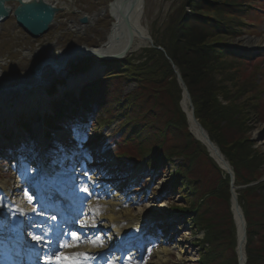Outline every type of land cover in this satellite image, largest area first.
I'll return each instance as SVG.
<instances>
[{
    "label": "trees",
    "instance_id": "1",
    "mask_svg": "<svg viewBox=\"0 0 264 264\" xmlns=\"http://www.w3.org/2000/svg\"><path fill=\"white\" fill-rule=\"evenodd\" d=\"M254 1L184 0L159 37L153 36L154 46L162 47L164 53L149 47L125 60L104 62V76L85 87L81 96L84 109L97 106L101 110L93 124L96 139H103L101 129L107 124L118 121V129L103 139L114 146L117 158L150 168L174 157L184 160L173 179L178 178L177 193L187 196L190 207L173 209L193 216L192 226L204 233L198 241L197 264H238L236 225L229 176L188 131L180 109L182 89L172 65L192 99L196 120L229 162L235 186L259 182L262 156L251 148L248 137L243 138L249 129L248 116L258 106L248 96L256 85L242 81L246 66L254 64L232 42L242 35L241 26H249L242 17L256 12ZM88 68L85 62L78 70ZM253 68L260 69L258 65ZM130 83L136 91L121 99L122 86ZM53 105L55 115L68 116L66 104ZM21 124L30 130L29 123ZM236 193L246 225L245 264H264V184Z\"/></svg>",
    "mask_w": 264,
    "mask_h": 264
},
{
    "label": "rangeland",
    "instance_id": "2",
    "mask_svg": "<svg viewBox=\"0 0 264 264\" xmlns=\"http://www.w3.org/2000/svg\"><path fill=\"white\" fill-rule=\"evenodd\" d=\"M49 1L57 4V7L68 8L69 10L66 9L59 13L56 17V25L53 26L46 35L39 38L27 35L18 27L17 22L13 18L7 19L6 22L0 26V60L6 61L7 64V66L3 68V75H5V77L15 79L30 75L31 68L34 67L40 59L48 57L47 55H50V53L59 55V53L66 49H71L73 46L85 45L92 48L95 45L103 43V38L109 30L110 20L108 17L102 16V18H98L93 22L92 25H86L85 30L81 33L72 28L73 25H71V22L74 21L77 23L82 14L91 17V15L100 13L102 9L108 7L107 5L111 3L112 0ZM253 4L258 12L242 17V21L249 24V26H241L240 31L242 35L234 38L232 42L238 46V49L242 53L246 52L252 54L254 57H252L251 63L258 65L260 68L257 71L253 68L254 65L246 66L243 72L244 76L242 77V81L246 80L249 85L252 83L256 85V89L248 96L253 100V104H257L258 106L256 111H252V114L248 116L246 126L249 129L246 131V134L242 136L243 138L248 137L252 143L251 148L262 156L258 169L261 171L259 183L264 184V0H255ZM143 5L144 10L141 25L147 29L149 36L153 39V36L154 38L159 37L160 32L164 30L165 24L170 16L182 5L184 6V0H144ZM73 10H78L79 14L71 13ZM34 54L36 55L34 56ZM85 62H88L90 67L94 66V60H88L87 58L83 59L81 62L72 64V72L70 75L63 80L55 82L52 88L46 90L44 97L46 98L47 107L44 109L42 108V110L37 106L27 108L29 109V114L27 115L32 117V120L30 119V126L33 128V131L31 134L25 133L26 137L29 135L33 137V135H35L37 140H40V137L45 131L44 127H42L43 124L40 122V118L44 114L46 116L50 114L53 106L52 99H59L60 101L64 99L63 101H65L67 97L66 94L72 93L73 97L69 99L70 101L74 100L76 97L82 96L85 87L87 88V86L93 85L94 82L98 80L94 79V81H85L84 83L78 82L73 86L67 84L70 83L71 79L77 74H83L86 73V70H89L88 68L79 71L85 66ZM102 73L103 71L101 73H96V76L100 77ZM53 90L56 91L52 94ZM121 91V99H124L127 95L136 91V85L132 83L124 84ZM11 95L13 98H17L14 93L10 95L6 94L5 96L0 95V102L4 104L8 103L7 105H9L10 102L13 101ZM220 101L222 104H228V102H224L222 99H220ZM25 110L21 109L19 111H14L10 114V117L15 119L14 122L17 123L21 116L23 117L21 114H24L23 112H25ZM91 114L92 121H94L102 113L100 108L95 106L92 107ZM4 117L5 116L0 113V121L4 120ZM6 117L8 118L7 122L11 123L12 118L10 119L9 116ZM89 119L90 117L87 118L88 124L90 122ZM23 120H25V118H22V121ZM81 120L82 118H78L77 123H80ZM117 122L118 121L115 119L112 120L110 122L111 126L107 124L101 129V133L107 138L110 137V134L118 129ZM16 123L15 126H17ZM88 124H85L86 130L79 129L78 132L76 131L77 136L65 138V141H71L72 139L74 147L70 156L72 163L66 165V167L59 168L56 161H54L55 158H49L46 154L42 155L39 152L31 154L32 164H28L27 162L20 164L14 161H9L8 163L0 156V215L4 218V222L0 221V261L8 259L14 262V258L10 252V250H13V246L8 245L7 241L13 232L15 233L17 231L21 233L18 231V222L22 224L23 217H25L26 214L32 215L34 209L26 205V198L30 195L28 187L30 183H32L31 179L37 178L41 180L44 177V175L40 173L42 171V166H46L54 171H60L64 177H72L75 180L69 187V190L75 195L76 199L85 200L84 202L82 200L83 207L80 209V220H87L92 214L107 216L105 212H98L101 207L96 210L91 203L93 202V204L100 205L107 202L110 199L104 195L110 193L111 190H113L111 193H114L113 188L120 190L122 184L127 186L128 188L126 187L127 189L124 192L117 193L124 199V207L128 205L131 209V214L141 216L144 213L145 217L150 219L149 222L154 220L161 222L169 220V218L176 220L173 229L169 233L166 234V231H158V239L161 242H167V249L171 252L170 257L166 258V261L161 264H197L199 260L198 253L201 249L199 248L198 241L203 238L204 233L203 231H196L192 226L193 216L182 221L173 211L175 207H179L183 211L190 207L187 196L177 193L174 183L179 182L178 178H175L176 180L173 179L174 174L183 164L184 160L174 157L168 162H159L158 164L161 168L157 171L154 169L152 172L149 171L145 164L137 168L134 167L133 164L129 165V163L123 159L114 162L111 157L115 155L114 146L111 145L110 147V145L107 146L102 142L96 141V136L91 128L92 126ZM8 131L10 134L14 135L12 130ZM68 133L69 132L65 133V135ZM18 136L21 137V135ZM21 141L22 138L19 139L14 146L17 147L18 144H22L23 141ZM24 142H28L24 148H28L30 151L32 148V141L25 139ZM90 144H97L94 148L95 151H92L95 155L89 153L91 152L89 151ZM66 146H68V144ZM65 148H60L58 153L64 151ZM82 153H85L86 160L82 159ZM74 156H76V158H74ZM54 157H57V154H55ZM42 160L43 163L41 162ZM93 165L104 166L94 171L90 167ZM24 169L30 170L25 176H23ZM116 182L118 183L116 184ZM248 186H251V184ZM81 187H86L87 191H81ZM7 195H9L10 201ZM92 195L96 197L91 198ZM4 208L8 209V213L5 211V213L2 214ZM121 208L122 205L116 207L118 210H121ZM32 220V216L28 217L23 223L24 227H22L25 237L29 239L34 236V230L40 228L37 224L32 225ZM79 223H81V221H79L75 227H82ZM29 226L30 228L34 227V230H29ZM101 227L100 223V225L98 224L94 228L90 227L86 229H93L96 233L94 239L96 240V238L99 237V242H101ZM156 228L157 226H155V229ZM80 243L81 247H83L84 242ZM102 246H105V242H102ZM102 246L99 247L101 248ZM146 250L147 253L145 252V256L140 261L136 259L133 260L130 256H126L129 261H126L125 264H160L155 258L156 252L159 251L158 244L152 243L147 246ZM106 264L112 263L107 261Z\"/></svg>",
    "mask_w": 264,
    "mask_h": 264
},
{
    "label": "bare ground",
    "instance_id": "3",
    "mask_svg": "<svg viewBox=\"0 0 264 264\" xmlns=\"http://www.w3.org/2000/svg\"><path fill=\"white\" fill-rule=\"evenodd\" d=\"M112 2H111L112 5H109L110 4L109 3L108 4L109 6L107 5L108 7L106 9H102L103 13L100 12L98 14L91 15V17L89 16L91 18L92 24L99 17H101L100 16L101 13L102 16L104 17L106 16L110 20L109 30L107 31V33L103 38L104 39L103 43L92 47V49L96 51L98 57H103V58L114 57V55L117 52H122L125 49L126 45L128 44V41L130 40V37H128L126 27L122 25V18L119 15V9L121 8L122 0H112ZM66 9L69 10L68 8ZM127 10L128 7L123 6L122 12L128 13ZM142 10H144V8ZM73 11L78 12V10H73ZM140 14H141V5L139 3L136 4L133 13L127 14V16H129L130 20L132 21L135 27L132 34L133 44L131 47L132 48L131 50H134V53L149 48L146 41V36H149V34L147 29L141 25ZM71 23H72L71 25H73L72 28H74L79 33L84 31L86 28V26L83 25L80 26L74 21H72ZM47 56H48L46 57L47 60H44L42 62V64L44 63L47 64L42 65L38 73L35 74L30 73V75L28 76H22L21 78H15V79L11 77L7 78L5 77V75H3V68L6 67L7 64L6 61L0 60V95L1 96H5L6 94L10 95L12 92L17 96V98H13L11 95L13 101L10 102L9 105H7L8 103L4 104L0 102V107H1L0 113H2L4 116L10 117V114L12 112L17 110L19 111L21 109H27L31 107L33 108L36 106L41 108V110L42 108L44 109L45 107H47L46 98L44 97V93L46 92V90L52 88L54 82L60 81L65 77H67L70 73L69 72L70 69L72 68V64L79 62L85 58H90L84 52H76L67 58H64L62 52L59 55H53L50 53V55ZM93 60L95 61H94V66L91 68L93 71L92 73L93 74L101 73L102 70H100L99 67L100 64L104 61L101 60L100 58H95V59L93 58ZM54 61L59 62L58 66L54 64ZM76 83H78L77 78L71 79L70 81L71 86H73ZM181 98H182V94H181ZM182 99H184L183 107L185 108V110H187V114H189V120H190L189 127L191 128L192 133L196 137L201 138L196 123L194 122V120H191V115H190L191 110H189L188 101L185 98ZM11 118L12 117H10V119ZM209 149L210 151H212L210 146ZM214 159H216L225 169L224 162H222L221 159L218 158L216 154ZM45 169H46L45 173L47 175V178L52 181V184H55L57 180H61V182H58L59 185H61L62 187H67V185L69 186L75 181L72 177H68V176L63 177L60 171H56V170L54 171L53 169H49V168H45ZM111 192H113V190H111L110 193H108L107 195H104L108 199H110L109 201L104 202L100 205H96L95 203L93 204V202L91 203V205H93L96 210L97 208L99 209L101 207L98 212L100 211L105 212L107 213V216L101 214L100 215L93 214V216L92 217L90 216L87 220H81V221L83 222L84 227L88 229L90 227L94 228L96 225L98 224L100 225L101 223L102 226L100 228L101 231L104 230L110 231L109 233L101 232V236L103 235L101 239L104 240V242H106L105 247L107 249H111L112 246L117 245L118 248L117 247L116 248L121 250L122 246H124L127 243L126 242L127 239L133 238V236H138V238L135 239H139V237H141L140 234L141 231L143 230L142 228L148 224L147 222H149L150 219L145 217L144 213L141 216L131 214L132 213L131 209L129 208L128 205L127 207H124V199H122L121 196L118 195L117 191H114V193ZM7 197L10 201L9 195H7ZM92 197L94 198L96 196L92 195L91 198ZM119 205L120 206L122 205L121 210L116 209V207ZM0 221L4 222V218L2 215H0ZM237 223L239 225V236L242 237L241 236L242 225L240 218H237ZM173 227L174 224L169 226V228L171 229H173ZM84 231H86V229ZM87 233L89 235L86 238V240L84 239L83 241L85 242L86 245L83 248V250L85 251L84 254L91 256L94 254L95 251L98 250L97 248L99 246V242L93 239V236H95L94 231L90 229V231L88 230ZM146 233L147 232H145L144 234ZM144 239H147V237L145 236ZM92 241H95V243H93ZM155 243L158 244V250H159L156 252L155 258L160 264L164 263L166 261V258H169L171 255L170 250L167 249L168 243L161 242L160 240L155 241ZM76 247L78 246L76 245L74 247H68V249L69 248L73 249ZM66 257L73 258V256L71 255ZM75 258L76 257H74V259Z\"/></svg>",
    "mask_w": 264,
    "mask_h": 264
},
{
    "label": "water",
    "instance_id": "4",
    "mask_svg": "<svg viewBox=\"0 0 264 264\" xmlns=\"http://www.w3.org/2000/svg\"><path fill=\"white\" fill-rule=\"evenodd\" d=\"M113 3V2H112ZM139 3L141 5V14H140V20H142V14H143V8H144V0H122L121 8L119 9V15L122 18V25L126 27L128 37H130V40L128 41V44L126 45L125 49L122 52H117L114 57H98L96 51L90 47H87L85 45L82 46H73L71 49H66L62 53L64 55V58H67L71 56L72 54L76 52H84L88 57L90 58H100L103 61H115V60H123L125 57L128 55L134 53V50H131L132 48V34L135 29L134 24L130 20L129 16L127 14L133 13L136 4ZM109 5H112L111 3ZM108 5V6H109ZM123 6L128 7L127 12L128 13H123L122 8ZM112 7V6H111ZM110 7V8H111ZM66 8L63 7H57V4L50 2L49 0H0V26L6 22L7 19L13 18L16 22L18 27L22 29L27 35H30L34 38H39L44 35H46L49 30L56 25L57 19L56 17L59 15V13L65 11ZM102 12V11H101ZM73 14L79 12L73 11L71 12ZM103 13V12H102ZM102 13L100 14L102 18ZM78 25H92L91 23V18L87 15L82 14L81 17H79L77 21ZM146 41L149 47H152L156 50L161 51L164 53V50L160 47H154L153 45V40L150 36H146ZM60 54V53H59ZM36 54H34L35 56ZM33 60V59H32ZM44 60H47V58L40 59L37 64L34 65V67L31 68L30 73L35 74L40 71V68L42 65H45L47 63L42 64ZM82 61V60H81ZM79 61V62H81ZM78 63V62H76ZM74 63V64H76ZM54 64L58 66L59 62H55ZM73 66V65H72ZM100 70H103L102 67H99ZM172 68L174 69L175 76L177 78L178 84L180 88L182 89V98L187 99L188 101V107L189 110H191V120H194L196 123V126L198 128V131L200 133L201 138L196 137L194 135L195 139L197 141H200L205 147L207 148V151L210 152L211 158L214 160V162H217L219 165L220 169L227 173L230 177V193H231V204H232V214L234 215V222L235 225L237 226V236H238V243H237V253H238V264H245L246 262V257H245V243H246V225L244 222V216L241 212V208L239 204H237V195L234 192L237 188L235 187V182H234V175L233 172L231 171V168L228 164L227 161H224V158L222 157L220 151L216 146L213 145V143L209 140L207 132L202 129L201 125L199 124L198 120L194 117V109L192 106V99H190V96L188 94V90L185 87V84L183 82V79L180 77V74L178 73L177 69L172 65ZM72 68L70 69V73ZM92 69L89 70L86 73H83V75L78 74L77 75V82L84 83L85 81H94V79H97L98 76L96 74L92 73ZM29 73V74H30ZM69 73V75H70ZM68 75V76H69ZM67 76V77H68ZM63 80V79H62ZM55 82L53 83V85ZM70 84V83H67ZM71 86V85H69ZM12 93V92H11ZM183 101L182 99L180 107L184 111L186 115V120H188V124L190 125V120H189V114H187V110L183 107ZM29 109H26L25 111H28ZM189 131H191V128H189ZM192 132V131H191ZM209 146L211 147V150L209 149ZM214 151V153H213ZM212 152V153H211ZM212 154V155H211ZM215 154L218 156V158L221 159L222 162H224L225 169L221 166V164L214 159ZM214 156V157H213ZM237 218H240L241 225H242V237L239 236V225L237 223Z\"/></svg>",
    "mask_w": 264,
    "mask_h": 264
},
{
    "label": "snow or ice",
    "instance_id": "5",
    "mask_svg": "<svg viewBox=\"0 0 264 264\" xmlns=\"http://www.w3.org/2000/svg\"><path fill=\"white\" fill-rule=\"evenodd\" d=\"M81 191L86 192L87 188L86 187H81ZM27 195V194H26ZM29 202H32V197L27 196ZM48 234L44 235H34L33 239L37 242L38 245H49L50 241L47 238ZM64 236H70V240H65L64 242L60 243L61 248H68V247H74L78 244L79 240L81 239L80 235L73 232V233H64ZM100 238L97 237L96 241H99ZM95 243V241H92ZM102 246V241L100 242V245ZM83 259L81 260L79 257L78 258H72V257H66V256H61L59 253H55L52 255H45L44 258V264H88L90 260L95 259L94 257L88 256L87 254H81Z\"/></svg>",
    "mask_w": 264,
    "mask_h": 264
}]
</instances>
